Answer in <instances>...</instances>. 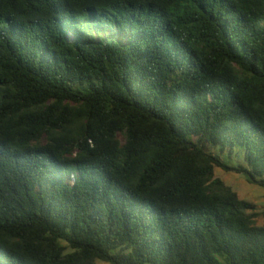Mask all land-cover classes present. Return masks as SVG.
<instances>
[{"label":"trees","instance_id":"16d2710c","mask_svg":"<svg viewBox=\"0 0 264 264\" xmlns=\"http://www.w3.org/2000/svg\"><path fill=\"white\" fill-rule=\"evenodd\" d=\"M216 167L264 187V0H0V264H264Z\"/></svg>","mask_w":264,"mask_h":264},{"label":"rangeland","instance_id":"374dc122","mask_svg":"<svg viewBox=\"0 0 264 264\" xmlns=\"http://www.w3.org/2000/svg\"><path fill=\"white\" fill-rule=\"evenodd\" d=\"M215 175L220 177L225 183L230 185L238 194L256 204L255 211L259 214L256 218L257 223L264 225V187L251 183L247 176L235 171H226L216 167ZM99 264H109L99 261Z\"/></svg>","mask_w":264,"mask_h":264}]
</instances>
